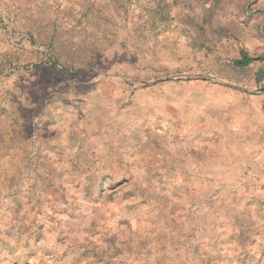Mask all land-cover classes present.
<instances>
[{
  "label": "rangeland",
  "instance_id": "obj_1",
  "mask_svg": "<svg viewBox=\"0 0 264 264\" xmlns=\"http://www.w3.org/2000/svg\"><path fill=\"white\" fill-rule=\"evenodd\" d=\"M242 54L264 0H0V264H264Z\"/></svg>",
  "mask_w": 264,
  "mask_h": 264
},
{
  "label": "crops",
  "instance_id": "obj_2",
  "mask_svg": "<svg viewBox=\"0 0 264 264\" xmlns=\"http://www.w3.org/2000/svg\"><path fill=\"white\" fill-rule=\"evenodd\" d=\"M263 55V54H262ZM255 74L253 75V85L254 89H251V96L249 99H245V96H239L241 98H244L240 102L236 101V107L240 109L239 115H241L244 120H250L252 121L251 129L250 131L244 132L239 131L237 129L234 130V137L237 141L234 145L229 146H235L240 149V151L243 153V155H254L258 158L263 157L264 155V63L263 61L256 63V66L253 67ZM247 81V80H246ZM248 82V81H247ZM250 84V82H248ZM252 83V82H251ZM257 85V86H256ZM209 93L207 98L211 100V102L215 100L217 97L219 101L221 100H228L229 96V90H227L226 87L223 86H213L208 87ZM242 94H245V92L248 91L247 88L242 87ZM247 90V91H246ZM212 102V104H213ZM239 103V104H238ZM218 104V103H216ZM227 109V107H224V110ZM228 110V109H227ZM231 110L224 111V115L222 117L225 118V121L222 125L218 128V134L219 137L223 139V143L219 145V149H221L222 153L226 154L227 152V139L228 134L233 133L232 131H228V128H226L227 123H236L238 121V117L230 114ZM229 115L230 120L227 122V115ZM238 115V116H239ZM214 119H211L213 121ZM250 140H252L250 142ZM260 160L258 159L257 162Z\"/></svg>",
  "mask_w": 264,
  "mask_h": 264
},
{
  "label": "trees",
  "instance_id": "obj_3",
  "mask_svg": "<svg viewBox=\"0 0 264 264\" xmlns=\"http://www.w3.org/2000/svg\"><path fill=\"white\" fill-rule=\"evenodd\" d=\"M253 60H260V61H263V63H264V54L259 55V56H249L247 54H242V56L239 59H236L234 61V64H236L238 66H243V65H247L248 63H250Z\"/></svg>",
  "mask_w": 264,
  "mask_h": 264
}]
</instances>
